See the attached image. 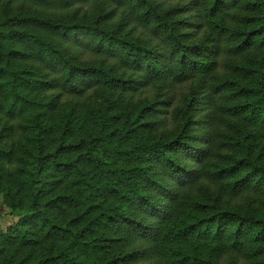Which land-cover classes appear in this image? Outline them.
Returning <instances> with one entry per match:
<instances>
[{
  "label": "trees",
  "instance_id": "trees-1",
  "mask_svg": "<svg viewBox=\"0 0 264 264\" xmlns=\"http://www.w3.org/2000/svg\"><path fill=\"white\" fill-rule=\"evenodd\" d=\"M3 208L0 264H264V0H0Z\"/></svg>",
  "mask_w": 264,
  "mask_h": 264
},
{
  "label": "rangeland",
  "instance_id": "rangeland-1",
  "mask_svg": "<svg viewBox=\"0 0 264 264\" xmlns=\"http://www.w3.org/2000/svg\"><path fill=\"white\" fill-rule=\"evenodd\" d=\"M7 212L8 210L5 208H3L2 210L0 209V215H2V217L0 218V226L4 230H6L8 226L13 225L18 221L17 216H13L11 214H8Z\"/></svg>",
  "mask_w": 264,
  "mask_h": 264
}]
</instances>
